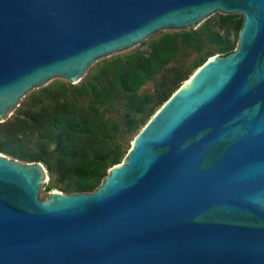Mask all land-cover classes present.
Returning a JSON list of instances; mask_svg holds the SVG:
<instances>
[{
	"label": "water",
	"instance_id": "water-1",
	"mask_svg": "<svg viewBox=\"0 0 264 264\" xmlns=\"http://www.w3.org/2000/svg\"><path fill=\"white\" fill-rule=\"evenodd\" d=\"M239 12L91 191L39 190L0 151V264H264V0H0V120L54 76L165 28Z\"/></svg>",
	"mask_w": 264,
	"mask_h": 264
},
{
	"label": "trees",
	"instance_id": "trees-1",
	"mask_svg": "<svg viewBox=\"0 0 264 264\" xmlns=\"http://www.w3.org/2000/svg\"><path fill=\"white\" fill-rule=\"evenodd\" d=\"M241 23L242 17L235 22L237 33ZM205 40L216 44L224 54L235 47L226 38L219 37L211 25L205 22L200 29L162 33L150 43L146 55L142 51H134L123 57L104 59L89 80L73 87L71 95H65L62 100L60 97L66 92L64 83L57 90L46 87L44 96L51 98L53 104L40 105L35 111L26 109L24 116L15 115L0 122V151L19 159L44 162L50 171L58 175V181H65V190H93L106 174L107 167L118 162L122 155L123 148L115 140L119 127L116 122L104 118L95 104L81 107L76 104L75 97L90 89L95 102L109 101L112 104L114 100L124 98L130 110L140 111L151 96L137 97L134 94L136 89L176 57L180 42H185L189 49L200 50ZM130 122L133 123L134 119H130ZM30 129L45 130L38 135L43 145L35 153H27L21 148V133ZM49 139L55 143L57 152L52 161L43 151ZM110 155L112 162L108 165Z\"/></svg>",
	"mask_w": 264,
	"mask_h": 264
},
{
	"label": "rangeland",
	"instance_id": "rangeland-1",
	"mask_svg": "<svg viewBox=\"0 0 264 264\" xmlns=\"http://www.w3.org/2000/svg\"><path fill=\"white\" fill-rule=\"evenodd\" d=\"M241 17L242 16L239 12L226 14L220 11H216L214 14L203 20L196 28L200 29L205 22H208V24L211 25V27L214 31H216L219 37H224L229 43H233L236 45L238 33L235 30V22L240 20ZM188 29L195 28L161 29L128 48L113 51L108 55L101 56L85 70L81 78L75 83H71L62 77L54 76L49 80L47 84L36 86L26 91L25 94L18 100V103L14 106L11 112L2 120H0V122L11 119L15 115L24 116V111L26 109H31L32 111H35L40 108V105L53 104L54 101L51 98L44 96L46 94V91L44 90L46 87L50 86L52 89L57 90L60 88V84L64 83L66 86V92L60 97V99L62 100L65 95H71L73 87H77L89 80L92 74L97 70L99 64L104 59L111 60L116 56L123 57L125 54L134 51H142L144 55H146L149 51L150 43L153 40L158 39L162 33L168 31L181 32ZM210 54L224 53L220 51L216 44L210 43L209 40H205V43L203 44L200 50L189 49L185 42H180L179 52L177 53L176 57L171 60L167 65H165L160 72L155 74L150 79H147L134 92L137 97L143 98L145 95L151 96V99L148 104H146L144 108L140 111L130 110L124 98L116 99L112 104H110L109 101L100 103L95 102L93 100V95L90 93V89L86 90L85 93L75 97L76 104L81 107H88V105L90 104H95V106L98 107V110L101 112L104 118H108L110 121L116 122L118 124L119 130L115 140L119 142L121 147L123 148L122 155L119 158V161H121L125 157L129 147L131 146V142L135 135L146 123V121L152 116L153 112L156 111L157 108L163 103L164 97L168 94L171 95L173 90L181 82L185 81L192 74L191 72H193L197 68L196 66L199 65ZM130 119H134V122L131 123ZM44 132V129H40L39 131H37L36 129H30L28 131L22 132L21 139L23 144L21 148L24 149V151H26L27 153H35V151L38 150V147L43 145V142H41L42 139L39 141L38 135L43 134ZM43 151L48 156H50V159L52 161L55 155L57 154L55 149V143L49 139L48 144L44 146ZM19 160L32 161L27 159ZM111 162L112 160L110 155L108 156V165H110ZM42 163L44 164V162ZM44 166L47 170L48 178L40 187V199L46 198V196L48 195L47 193L51 189H58L67 193L76 192L65 190V181H58V175L54 171H50L45 164ZM108 168L109 167H107L106 171L108 170Z\"/></svg>",
	"mask_w": 264,
	"mask_h": 264
},
{
	"label": "bare ground",
	"instance_id": "bare-ground-1",
	"mask_svg": "<svg viewBox=\"0 0 264 264\" xmlns=\"http://www.w3.org/2000/svg\"><path fill=\"white\" fill-rule=\"evenodd\" d=\"M215 55H216V54H213V55H211L210 57H208L207 59H210L211 57H214ZM207 59H206V60H207ZM198 67H200V65H199ZM198 67H197V68H198ZM197 68H196V69H197ZM196 69H195V70H196ZM195 70H194V71H195ZM194 71H193V72H194ZM193 72H192V73H193ZM189 78H190V76H189L185 81H183L181 84L183 85V84H184ZM176 89H177V88H176ZM176 89H175V90H176ZM175 90H174V91H175ZM159 107H160V106H159ZM159 107H158V108H159ZM158 108H157V109H158ZM110 167H111V166H110ZM47 178H48V177H47V170H46V172H45V179H44V182L47 180ZM53 190H54V191H57V192L60 191V190H58V189H51L50 191H53ZM50 191H49V192H50ZM49 192H48V193H49Z\"/></svg>",
	"mask_w": 264,
	"mask_h": 264
}]
</instances>
